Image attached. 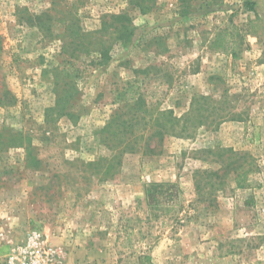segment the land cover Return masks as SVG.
<instances>
[{"label":"rangeland","instance_id":"374dc122","mask_svg":"<svg viewBox=\"0 0 264 264\" xmlns=\"http://www.w3.org/2000/svg\"><path fill=\"white\" fill-rule=\"evenodd\" d=\"M245 1L0 0V233L41 231L61 264H264V0ZM235 27L237 58L216 41ZM158 117L187 130L149 154ZM112 120L143 138L115 149ZM166 182L179 198L149 209Z\"/></svg>","mask_w":264,"mask_h":264},{"label":"trees","instance_id":"16d2710c","mask_svg":"<svg viewBox=\"0 0 264 264\" xmlns=\"http://www.w3.org/2000/svg\"><path fill=\"white\" fill-rule=\"evenodd\" d=\"M217 2V1H216ZM205 6H211V3L207 2L205 4L200 5V8H204ZM245 7L247 8V10L249 11H255L256 8V3H254L251 0H246L245 1ZM257 26V21H252L251 23V27L249 31L250 35H257V32L252 31L253 28H255ZM239 31V27H235V31H232L231 34H229V31L227 32V34L223 37L220 36L218 38H216V41L218 44L217 46H220L223 50H225V52L231 54L234 58L238 57V53L236 51V49L233 47H231V42H233L234 44L237 42L235 41H228L227 37L232 38L234 37ZM226 42V44H222V42ZM231 48V49H230ZM102 60H104V57H102V55L98 56V58L96 59V61L94 60V62H101ZM69 62V61H68ZM62 69L64 70V72H67V75L70 79L72 80H77L78 75L77 72H74L73 74H71L70 70L66 69L65 67L62 66ZM68 70V71H67ZM4 97L5 101L9 102H13L12 100V96L10 94V92L5 91V93L2 94V97H0V103H3L4 100L2 99ZM12 99V100H11ZM3 100V101H2ZM204 110V109H203ZM203 110L199 111L200 113L203 112ZM149 122H152L156 125V130L155 132L149 137L147 138V140H149V142L146 143V149L148 151L149 154H160L161 151H159L158 147L161 144V141L164 137V133L165 132H172L174 134H183V132H185L187 130V126L182 128V131L180 133H176L175 131V126H177V124H179L180 121H178V119H175L174 121L170 120L168 122H172L173 124L171 125L170 129H169V125L168 122H163V124L160 121V117H158L157 119H151ZM185 123H188V118H186ZM129 125L127 127L126 122H117L112 120L109 123V129H111L110 134H111V142L117 143V146L114 147L115 149H119V151L121 152H125L127 150H131L130 146L132 144H134L129 136H133L136 140H140L143 138L142 135H135V132H133V127L136 126L132 123L129 122ZM194 126L193 128L196 127V125H192ZM121 128V130L119 128ZM115 129L118 130L115 131ZM166 130V131H165ZM157 139V144L156 146L152 147L151 146V140H155ZM139 142V141H137ZM135 144H137L135 142ZM230 171L232 172H236L238 174H240V167L234 166V163H231L230 167H229ZM106 173L109 175L112 174V170L107 169ZM107 174H105V176H107ZM180 196V189H179V185L178 183H174V182H166V183H156L152 185V189H148L147 190V203H148V207L149 209H153V208H157L163 205L169 206L171 204H173ZM141 264H154L152 262V258L150 256H144L141 257L140 259Z\"/></svg>","mask_w":264,"mask_h":264},{"label":"built area","instance_id":"2783aa9c","mask_svg":"<svg viewBox=\"0 0 264 264\" xmlns=\"http://www.w3.org/2000/svg\"><path fill=\"white\" fill-rule=\"evenodd\" d=\"M0 239L9 248L2 264L62 263L63 251L50 245L41 231L30 232L23 241H18L7 233H0Z\"/></svg>","mask_w":264,"mask_h":264},{"label":"crops","instance_id":"0c3cea01","mask_svg":"<svg viewBox=\"0 0 264 264\" xmlns=\"http://www.w3.org/2000/svg\"><path fill=\"white\" fill-rule=\"evenodd\" d=\"M3 246H5V245L3 244ZM3 246L0 245V247L2 248V249H0V251H2V252H3V248H4ZM3 256H4V255H3Z\"/></svg>","mask_w":264,"mask_h":264}]
</instances>
